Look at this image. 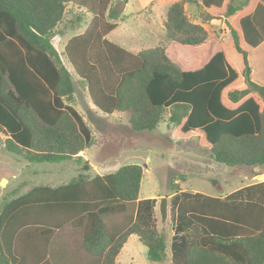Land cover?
<instances>
[{
  "label": "trees",
  "instance_id": "trees-1",
  "mask_svg": "<svg viewBox=\"0 0 264 264\" xmlns=\"http://www.w3.org/2000/svg\"><path fill=\"white\" fill-rule=\"evenodd\" d=\"M249 1L200 0L211 17L228 18V37L215 50L207 29L187 15L188 0H178L168 9L161 44L134 53L107 38L118 26L112 0H0L4 149L31 164L83 160L78 154L94 136L74 106L65 60L92 104L108 116L127 115L132 130L154 131L168 114L172 136L197 138L216 162L245 171L263 167L264 85L254 81L249 55L263 48L264 0ZM69 4L91 19L61 54L53 39ZM170 43L180 60L188 59L185 50L199 51L197 61L181 67L167 51ZM89 170L86 163L68 182L15 191L0 205V264H116L132 235L151 262L166 259L157 199H139L144 168ZM177 180L169 201L170 264H264V181L219 199L182 191ZM68 228L76 239L60 236Z\"/></svg>",
  "mask_w": 264,
  "mask_h": 264
},
{
  "label": "rangeland",
  "instance_id": "rangeland-1",
  "mask_svg": "<svg viewBox=\"0 0 264 264\" xmlns=\"http://www.w3.org/2000/svg\"><path fill=\"white\" fill-rule=\"evenodd\" d=\"M176 1L178 0H112L110 9L117 12L119 18L116 21L117 28L107 36L108 40L134 53L159 46L166 34L164 23L167 20L168 9ZM254 3L256 1L251 6ZM185 8L190 20L209 32L210 39L207 44L209 48L214 46L215 50L218 45L214 43H221L227 39L229 31L225 26L228 20L225 13L219 12L211 17L210 11L201 6L200 0H188ZM90 19L91 15L85 10L69 4L53 39L56 50L62 54L66 42L73 36L83 33ZM238 19L236 17L235 22ZM176 48L170 43L167 51L181 67L197 61L195 56L199 51H183L182 53L188 54V59L184 61L178 58ZM250 55L249 64L254 81L264 85V44L263 48L256 49ZM64 63L70 69L75 85L74 106L82 114L94 136L93 145L78 155L85 157L84 161L88 159L92 162L93 175L114 172L123 165H141L145 173L139 198L157 199L156 225L167 244L166 259L160 263L151 262L147 248L137 236L132 235L123 247L116 264H170L169 245L174 234V226L170 208L169 218L166 224H163L160 203L165 197H169L170 201L174 193L172 183L179 176H183L185 181L181 182L178 178L177 182L188 192L197 191L215 196L227 194L245 184L264 180V166L255 170L257 177L253 178L249 170L228 167L216 162L210 151L198 144L197 138L175 139L172 136L173 126L168 122V114L156 130L144 132L132 130L125 114L116 113L111 116L103 114L92 104L85 87L71 66L65 60ZM0 139L1 141L5 139L1 131ZM83 163V160L73 159L57 164H31L20 156L7 152L0 142V205L11 200L15 191L22 194L36 184H59L70 181L78 175ZM4 180L7 182L2 185ZM77 235L74 234L73 238L76 239Z\"/></svg>",
  "mask_w": 264,
  "mask_h": 264
},
{
  "label": "crops",
  "instance_id": "crops-1",
  "mask_svg": "<svg viewBox=\"0 0 264 264\" xmlns=\"http://www.w3.org/2000/svg\"><path fill=\"white\" fill-rule=\"evenodd\" d=\"M81 114V113H80ZM82 115V114H81ZM83 117V116H82ZM85 120V119H84ZM86 122V121H85ZM173 132V131H172ZM85 152V151H84ZM79 156V155H78ZM79 157H81L82 159L83 158H85V157H83V156H79ZM86 161H84V159H83V164H86V163H88L89 165H90V170L88 171L91 175H93V173H92V171H93V166L91 167V163L92 162H90L88 159H85ZM84 166V165H83ZM147 168V167H146ZM257 168H255L254 170H249V172H251L252 174V176H253V178L254 177H257V174L255 173V170H256ZM147 170V169H146ZM83 171V167L80 169V172H78V175L81 173ZM248 171V170H247ZM144 173H145V171H144ZM97 174V173H96ZM95 174V175H96ZM77 175V176H78ZM98 175H104V174H101V173H98ZM76 176V177H77ZM264 181V180H263ZM258 182H261V181H258ZM258 182H252V183H250V184H245V185H243L242 187H246V186H248V185H252V184H255V183H258ZM63 183H65V182H62V183H57V184H51V183H46V184H43V185H48V186H52V187H55V186H58V185H61V184H63ZM182 187V191H187V189L184 187V186H181ZM242 187H240V188H242ZM237 189H239V188H237ZM237 189H235V190H233V191H231V192H229V193H224V194H221V195H219V196H215V195H207V194H204V193H200V192H197V191H189V192H191V193H193V194H196V193H200V194H202V195H206V196H210V197H214V198H219V199H225L227 196H229L230 194H232L234 191H236ZM169 198V197H168ZM140 199V198H139ZM140 200H142V199H140ZM59 234V233H58ZM57 233H56V236L58 235ZM74 234H75V229H73V228H71V229H66L65 231H64V233L63 234H61L60 233V236H63V239H67V240H72L73 239V236H74ZM130 238V237H129ZM128 242V241H127ZM125 246V245H124ZM118 259V258H117ZM116 263H117V261H116Z\"/></svg>",
  "mask_w": 264,
  "mask_h": 264
},
{
  "label": "water",
  "instance_id": "water-1",
  "mask_svg": "<svg viewBox=\"0 0 264 264\" xmlns=\"http://www.w3.org/2000/svg\"><path fill=\"white\" fill-rule=\"evenodd\" d=\"M7 182V180H4L2 182V185ZM160 214L163 224H166L168 218H169V198L165 197L161 199L160 203Z\"/></svg>",
  "mask_w": 264,
  "mask_h": 264
},
{
  "label": "bare ground",
  "instance_id": "bare-ground-1",
  "mask_svg": "<svg viewBox=\"0 0 264 264\" xmlns=\"http://www.w3.org/2000/svg\"><path fill=\"white\" fill-rule=\"evenodd\" d=\"M7 184V183H6Z\"/></svg>",
  "mask_w": 264,
  "mask_h": 264
}]
</instances>
